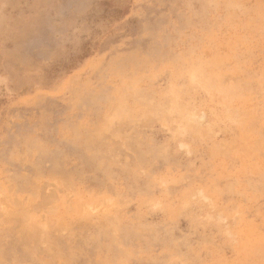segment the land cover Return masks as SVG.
<instances>
[{
    "label": "rangeland",
    "instance_id": "1",
    "mask_svg": "<svg viewBox=\"0 0 264 264\" xmlns=\"http://www.w3.org/2000/svg\"><path fill=\"white\" fill-rule=\"evenodd\" d=\"M0 264H264V0H0Z\"/></svg>",
    "mask_w": 264,
    "mask_h": 264
},
{
    "label": "bare ground",
    "instance_id": "2",
    "mask_svg": "<svg viewBox=\"0 0 264 264\" xmlns=\"http://www.w3.org/2000/svg\"><path fill=\"white\" fill-rule=\"evenodd\" d=\"M217 81V80H216ZM228 87V86H227ZM237 89V88H236ZM237 91V90H236Z\"/></svg>",
    "mask_w": 264,
    "mask_h": 264
}]
</instances>
